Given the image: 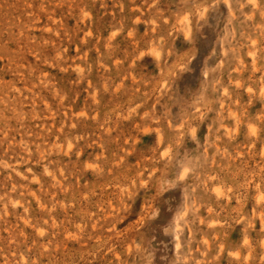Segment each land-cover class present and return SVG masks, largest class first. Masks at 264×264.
I'll list each match as a JSON object with an SVG mask.
<instances>
[{
    "label": "rangeland",
    "instance_id": "374dc122",
    "mask_svg": "<svg viewBox=\"0 0 264 264\" xmlns=\"http://www.w3.org/2000/svg\"><path fill=\"white\" fill-rule=\"evenodd\" d=\"M0 264H264V0H0Z\"/></svg>",
    "mask_w": 264,
    "mask_h": 264
}]
</instances>
